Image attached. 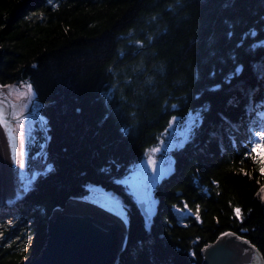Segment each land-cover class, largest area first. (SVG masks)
<instances>
[{
  "label": "trees",
  "instance_id": "obj_1",
  "mask_svg": "<svg viewBox=\"0 0 264 264\" xmlns=\"http://www.w3.org/2000/svg\"><path fill=\"white\" fill-rule=\"evenodd\" d=\"M23 84L43 122L25 147L31 186L0 209V264L38 256L53 211L93 188L126 211L118 264H202L226 232L264 259V0H0V85ZM198 112L149 215L123 180L173 116Z\"/></svg>",
  "mask_w": 264,
  "mask_h": 264
},
{
  "label": "water",
  "instance_id": "obj_2",
  "mask_svg": "<svg viewBox=\"0 0 264 264\" xmlns=\"http://www.w3.org/2000/svg\"><path fill=\"white\" fill-rule=\"evenodd\" d=\"M3 98L12 102L0 95ZM3 188L0 166V206L8 203L2 198ZM125 224L124 231L120 220L112 214L81 198H71L48 218L46 242L40 254L19 264H118L126 247V221ZM237 237L240 236L222 235L208 244L210 247H204L202 264H264L260 251L250 242L245 244V238Z\"/></svg>",
  "mask_w": 264,
  "mask_h": 264
},
{
  "label": "rangeland",
  "instance_id": "obj_3",
  "mask_svg": "<svg viewBox=\"0 0 264 264\" xmlns=\"http://www.w3.org/2000/svg\"><path fill=\"white\" fill-rule=\"evenodd\" d=\"M13 86H15V88H19L21 91L25 90L23 88V85ZM3 91L5 93L4 97H8L14 103L18 102L16 99L17 94L15 91H13L11 94H9V90L7 88H3ZM24 115L26 117L24 128L25 138L23 144V151L25 153V144L27 146L28 144L33 142V140L35 139L34 131L35 129V132L40 130L42 128L41 121L43 122V117L38 112V107L34 102V92L32 101L28 104L27 110L25 111ZM196 115V113H192L183 119L177 117V120L171 126H168L166 132L163 134L158 143L150 147L146 151L140 162L132 168L130 174L123 180V183L132 193L138 204H140L141 207L144 209V212L148 213L149 215H153L156 209V199L153 197V190L155 186L171 172L173 168L172 152L175 149L181 147L190 138L194 128L189 131V126L192 123L193 118L196 117ZM152 148L160 149L159 152L153 155V159L156 161L155 173L153 172L152 167L147 164V153ZM162 169L165 173L163 177L156 181L155 184L149 185L146 181V177H151L153 175L159 176L161 174ZM21 174L24 178L29 177V175L25 173V168L21 169ZM33 178L34 176L32 177V179ZM25 183H28V180H25ZM106 194H110L112 197L118 198L120 202L119 212L122 214V216H124L125 211L122 209V206H124L123 202L114 193H109L102 189L93 188L89 197L91 200L95 201L96 198L102 197ZM23 195L24 193L21 196Z\"/></svg>",
  "mask_w": 264,
  "mask_h": 264
},
{
  "label": "snow or ice",
  "instance_id": "obj_4",
  "mask_svg": "<svg viewBox=\"0 0 264 264\" xmlns=\"http://www.w3.org/2000/svg\"><path fill=\"white\" fill-rule=\"evenodd\" d=\"M52 0H49V3H51ZM34 15H38L41 18H43V13H35ZM31 19V17H29ZM149 40H151V37H148ZM137 45H140L142 42L137 40L135 42ZM143 62H141L142 66ZM163 65H161V68ZM152 79L151 77L148 78L147 83H151ZM7 88L9 90V94H11L13 91L16 92V99L17 103H13L6 98L0 99V127H3L6 131V134L9 138V141L12 142L13 148H12V160L14 164H18V167L20 169L25 168V160H24V151L22 150V146L24 143L25 138V111L27 110L28 104L32 101L33 98V91H32V85L31 84H23L24 91H21L19 88H15L13 85H0V89ZM172 108H176V104L171 105ZM7 109H11V111H7ZM203 118L199 115V112L197 113L196 117L193 118L192 123L189 126V131L192 130V128L198 127V121H201ZM177 120L176 116H173L172 119L168 122L169 126H171L175 121ZM125 134H127V130H123ZM256 137L259 138L260 141L264 142V131H255L253 133ZM251 142V141H250ZM19 144L21 146V150L17 151L16 145ZM257 147L260 145L257 144ZM255 149H253L254 151ZM159 148H152L147 153V164L152 167L153 172L155 173V166L156 161L153 159V155L157 152H159ZM252 159H256L254 156ZM257 163L259 164L260 161L257 160ZM51 171V165H48L47 168H45L40 175H46L47 172ZM243 171V168L241 169ZM260 171L262 174H264V164H261ZM164 170H161V174L159 176L153 175L151 177H146V181L149 185L155 184L156 181L161 179L164 175ZM247 175V173H245ZM28 180V183H25L20 191L27 192L28 189L31 186V178L27 177L24 178ZM116 183H121L120 181H116ZM131 194V192L129 193ZM258 197H260L261 200H264V185L260 187L259 192L256 193ZM98 203L101 207H103L105 210L112 211L114 214H120V202L118 198L112 197L110 194H106L102 197L96 198L94 201ZM175 207V206H173ZM187 210L192 215H195L196 220H200V206H196L195 213H192V209L188 208L187 203L184 204L183 209H177V211H183ZM235 213L237 215L240 214L241 209L239 207L235 208ZM243 231H247V229H244ZM223 236H236V233H223ZM237 239L243 240V237H237ZM245 244H248L249 241L243 240ZM206 248L210 247V245H205ZM254 247V246H253ZM203 251V249H201Z\"/></svg>",
  "mask_w": 264,
  "mask_h": 264
},
{
  "label": "bare ground",
  "instance_id": "obj_5",
  "mask_svg": "<svg viewBox=\"0 0 264 264\" xmlns=\"http://www.w3.org/2000/svg\"><path fill=\"white\" fill-rule=\"evenodd\" d=\"M2 94H5L2 89ZM9 109H7L8 111ZM12 148L13 144L9 141V138L6 134V131L3 127H0V166L3 176V195L2 198L5 200V203H12L14 200L18 199L24 192L20 191L22 186L25 184V180L23 175L21 174V169L18 167V164H14L12 160ZM17 151L21 150V146L19 144L16 145ZM22 146V150H23ZM25 158V157H24ZM88 202H91L97 206H99L102 210L112 214L116 218H118L123 226V230L125 231L126 224L122 214H114L112 211L105 210L98 203L94 202L91 199H83Z\"/></svg>",
  "mask_w": 264,
  "mask_h": 264
}]
</instances>
